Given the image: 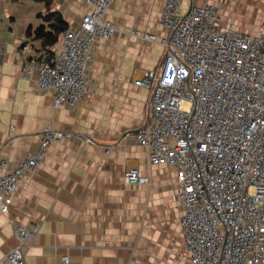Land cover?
Wrapping results in <instances>:
<instances>
[{"label": "crops", "instance_id": "1", "mask_svg": "<svg viewBox=\"0 0 264 264\" xmlns=\"http://www.w3.org/2000/svg\"><path fill=\"white\" fill-rule=\"evenodd\" d=\"M211 4L222 26L257 35L264 20V0H183L181 10ZM164 0H116L105 13L115 27L109 41L93 48L88 94L74 108H54L53 93L40 91L37 71L24 67L43 63L52 54L25 36L45 12L34 0H0V160L6 171L36 152L44 128L76 133L89 143L71 139L49 146L43 162L25 175L6 214L0 213V264L17 245L15 226L36 225L26 241L25 264H191L181 230V202L173 167L150 165L147 151L129 136L148 120L151 90L133 83L144 71L164 62L159 25ZM68 23L78 27L90 8L84 0H52ZM155 37L149 41L131 35ZM138 170L147 186L127 185L124 172Z\"/></svg>", "mask_w": 264, "mask_h": 264}, {"label": "built area", "instance_id": "2", "mask_svg": "<svg viewBox=\"0 0 264 264\" xmlns=\"http://www.w3.org/2000/svg\"><path fill=\"white\" fill-rule=\"evenodd\" d=\"M116 0H84L90 10L61 36L50 60L25 65L37 71L35 86L53 93L54 108H74L88 94L93 48L116 30L105 19ZM164 0L159 25L164 62L144 71L137 87L151 90L148 120L129 137L147 151L150 165L173 167L181 202L180 230L191 264H264V20L257 35L224 28L218 8ZM131 35L155 41L154 36ZM76 133L43 129L36 152L6 171L0 160V213L6 214L20 180L43 162L49 146ZM127 185L147 186L135 169ZM17 245L8 264H25V242L36 225L15 226ZM60 264H70L63 257Z\"/></svg>", "mask_w": 264, "mask_h": 264}, {"label": "trees", "instance_id": "3", "mask_svg": "<svg viewBox=\"0 0 264 264\" xmlns=\"http://www.w3.org/2000/svg\"><path fill=\"white\" fill-rule=\"evenodd\" d=\"M42 3L45 7L44 13H39L36 26L29 25L25 36L32 42H37L40 49L46 55H51V49L59 42L62 34L68 29V23L58 10L52 8V0H34Z\"/></svg>", "mask_w": 264, "mask_h": 264}]
</instances>
